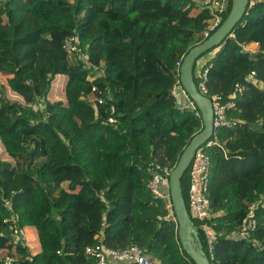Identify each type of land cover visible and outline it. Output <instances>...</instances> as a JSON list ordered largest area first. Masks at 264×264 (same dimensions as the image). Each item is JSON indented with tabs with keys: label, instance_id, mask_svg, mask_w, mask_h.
Segmentation results:
<instances>
[{
	"label": "trees",
	"instance_id": "obj_1",
	"mask_svg": "<svg viewBox=\"0 0 264 264\" xmlns=\"http://www.w3.org/2000/svg\"><path fill=\"white\" fill-rule=\"evenodd\" d=\"M211 19L191 0H0V74L22 99L0 95V264H90L85 249L99 244L137 245L158 264H194L174 213L147 182L155 164L173 169L203 129L195 111L177 109L172 87L176 63L215 32L203 36ZM67 38L76 51L63 49ZM253 43L258 50L244 48ZM263 47L264 0H248L207 62L209 96L226 101L236 84L244 87L228 112L231 126L217 129L207 150L213 260L198 232L210 264H264ZM59 89L63 100H49ZM255 202L257 226L240 239ZM12 217L34 234L35 250L12 243Z\"/></svg>",
	"mask_w": 264,
	"mask_h": 264
},
{
	"label": "built area",
	"instance_id": "obj_2",
	"mask_svg": "<svg viewBox=\"0 0 264 264\" xmlns=\"http://www.w3.org/2000/svg\"><path fill=\"white\" fill-rule=\"evenodd\" d=\"M191 2L202 8L208 9L212 15V19L209 21V24L203 33L204 38H207L209 34L215 31L216 28L221 24V14L227 9L228 0H191ZM72 41L73 39L70 38L64 40L63 49L67 52L77 50L72 44ZM74 41L76 42V40ZM183 58L181 61L176 63L178 69L180 68ZM196 64L195 77L197 80V90L200 94L207 97L211 101L213 107V135L196 150L193 159L187 168L186 210L190 224L192 225L191 220H194L200 224L199 229H196L197 231L199 230L204 236L209 259L213 260L215 233L209 225L205 224L206 221H209L215 216V212L208 199L211 159L207 153V150L216 143V130L221 127L231 126V122L228 118V112L234 108V99L243 93L244 87L236 84L234 86L233 93L226 101H224L222 96L219 94H213L209 96L206 83L208 80V70L210 66H208L207 63L200 65L199 61ZM253 77L254 73H251L250 79L252 80V83L258 84L259 87H262V85L258 83ZM180 90L191 104L188 109L195 111V115L200 117V113L196 111V106H194L192 101L183 90L180 80H177L172 87V95L175 98L177 109L179 111H183L186 108L178 101ZM108 122L113 123V119L110 118ZM171 170L172 169H169L168 167H162L159 164H155L151 169V177L147 182V188L153 198L166 202L168 217H172L173 213V208L169 197V175ZM258 204V202H255L249 207L247 216L242 220L241 229L237 236L238 238L248 239L250 233L256 228L257 223L254 217V211ZM4 205L7 208L11 207L9 201H4ZM5 223L6 227L11 233V236L13 237L12 243L15 245L22 241L23 232L22 229L17 226L16 217L6 219ZM85 255L86 257L92 259L90 264H158V262L153 257H151L145 249H142L134 244H131L121 250L106 248L100 244L96 246H90L85 249ZM9 262V258H6L5 264H8Z\"/></svg>",
	"mask_w": 264,
	"mask_h": 264
},
{
	"label": "water",
	"instance_id": "obj_3",
	"mask_svg": "<svg viewBox=\"0 0 264 264\" xmlns=\"http://www.w3.org/2000/svg\"><path fill=\"white\" fill-rule=\"evenodd\" d=\"M248 0H232L231 8L224 22L204 42L193 47L183 58L179 68L180 84L200 113L203 129L194 136L183 150L178 162L169 175V197L178 226L181 249L194 264H210L199 240V232L190 224L180 180L187 170L196 150L213 135V107L211 101L199 93L193 79V68L198 60L214 48H220L231 37L235 25L246 11Z\"/></svg>",
	"mask_w": 264,
	"mask_h": 264
},
{
	"label": "rangeland",
	"instance_id": "obj_4",
	"mask_svg": "<svg viewBox=\"0 0 264 264\" xmlns=\"http://www.w3.org/2000/svg\"><path fill=\"white\" fill-rule=\"evenodd\" d=\"M218 49L219 48L215 49L212 52H209L207 54H204L198 61L204 60V58L205 59L207 58V60H208L209 57H210V54L212 56ZM245 49L248 50V51H256L259 48H257V46H255V47L254 46H247ZM59 87H61V85H59ZM0 95L3 96V97H5V98H7L10 101H20V102H22V99L20 97H18V95H16L15 93H13L10 90V88L8 87V85H7V78L4 77V76H2L1 74H0ZM48 99L51 100V101H54V100H63V92L61 91V89H59L57 93H54L51 96H48ZM38 106L41 109L43 108V106H42L41 103H39ZM1 150H2V148L0 146V151ZM1 158H2L3 161L9 162V159L5 155H2ZM184 182H183V188H185L187 190V186H185ZM63 186L66 187V184H64ZM192 221H194V220H192ZM22 232H23L22 241L24 242V244H26L30 249H33L34 248V250H35L36 243H35V236H34V234L31 233V232H26L23 229H22Z\"/></svg>",
	"mask_w": 264,
	"mask_h": 264
},
{
	"label": "crops",
	"instance_id": "obj_5",
	"mask_svg": "<svg viewBox=\"0 0 264 264\" xmlns=\"http://www.w3.org/2000/svg\"><path fill=\"white\" fill-rule=\"evenodd\" d=\"M248 46H257L256 44H250V45H248ZM247 47V46H246ZM246 47H244V48H246ZM210 57H211V54H210ZM209 57V58H210ZM209 60V59H208ZM208 60H207V58L205 59L204 58V60H201V61H199V64L200 65H204V64H206L207 62H208ZM178 101H179V103L180 104H182L183 106H185L186 108H189L190 106H191V104L189 103V101H188V99L186 98V96L182 93V91L180 90L179 91V97H178Z\"/></svg>",
	"mask_w": 264,
	"mask_h": 264
}]
</instances>
